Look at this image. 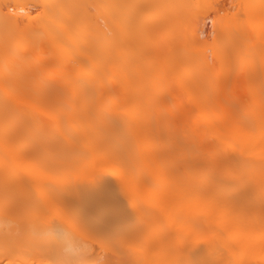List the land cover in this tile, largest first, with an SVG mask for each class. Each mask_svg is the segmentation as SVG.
I'll use <instances>...</instances> for the list:
<instances>
[{
    "label": "snow or ice",
    "instance_id": "obj_1",
    "mask_svg": "<svg viewBox=\"0 0 264 264\" xmlns=\"http://www.w3.org/2000/svg\"><path fill=\"white\" fill-rule=\"evenodd\" d=\"M5 261L264 264V0H0Z\"/></svg>",
    "mask_w": 264,
    "mask_h": 264
},
{
    "label": "bare ground",
    "instance_id": "obj_2",
    "mask_svg": "<svg viewBox=\"0 0 264 264\" xmlns=\"http://www.w3.org/2000/svg\"><path fill=\"white\" fill-rule=\"evenodd\" d=\"M15 2V0H13ZM66 3H72L73 0H64ZM232 2V0H228ZM258 2V0H257ZM206 33L210 37L211 26H206ZM126 63V61H125ZM138 100L145 106L151 105L157 99L160 100V104L170 114L172 112H179L186 114L195 109V113L192 116L193 122L199 116V104L195 94V85L190 81H186L181 74L171 76L159 90L157 94L156 86L152 83L148 77L143 78L137 84ZM118 92H122V89H117ZM159 108H156V116H160ZM7 264V261H5Z\"/></svg>",
    "mask_w": 264,
    "mask_h": 264
}]
</instances>
